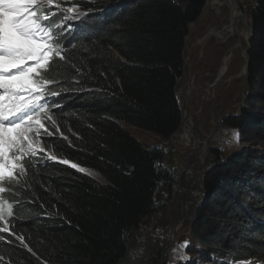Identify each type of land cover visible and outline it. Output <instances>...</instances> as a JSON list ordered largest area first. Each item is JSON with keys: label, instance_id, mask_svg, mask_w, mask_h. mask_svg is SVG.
Segmentation results:
<instances>
[{"label": "trees", "instance_id": "1", "mask_svg": "<svg viewBox=\"0 0 264 264\" xmlns=\"http://www.w3.org/2000/svg\"><path fill=\"white\" fill-rule=\"evenodd\" d=\"M45 1L42 22L51 6L72 13L46 25L56 50L38 75L51 98L32 132L43 151L19 156L17 147L0 161L15 168H6L13 185L0 189L12 205L0 264H122L159 187L173 183L163 151L124 126L161 139L179 129L184 38L205 1ZM255 2L246 103L224 121L246 148L226 157L211 148L202 181L209 194L189 230L193 252L168 256L149 241L139 264H264V0Z\"/></svg>", "mask_w": 264, "mask_h": 264}, {"label": "rangeland", "instance_id": "2", "mask_svg": "<svg viewBox=\"0 0 264 264\" xmlns=\"http://www.w3.org/2000/svg\"><path fill=\"white\" fill-rule=\"evenodd\" d=\"M204 1L208 4L206 11L202 9L203 12L197 20L187 25L188 34L182 49L183 70L177 79L176 91H174L177 103L183 110L180 128L168 139H161L150 132L124 126L142 145L163 151L161 165L171 171L173 183L159 187L155 195V209L141 222L135 245L129 248V253L122 264H139L146 247L149 250L147 246L149 241L154 240L164 247L168 256L171 255L172 249L175 253L178 247L182 248L179 255L186 251L187 246L190 249L189 252H193L195 246H192L189 239V230L194 221V211L196 212L203 196L202 178L204 171L208 168L211 148H217L223 157L234 152L236 147L237 150L246 148L237 131L227 127L221 118L227 116L226 112L233 106H237L242 98L246 99L245 96H241L242 91L246 89L243 75L239 78V74L243 71L240 65L242 66L248 57L251 34L249 33L246 37L243 31L239 33L236 24L235 28L239 36L234 34L232 38H228V31H235L232 23V29L222 24H213L215 26L212 27L209 24L206 25V21L212 17V12H220L223 6L220 5L221 2L226 0ZM237 3L247 10V19L241 17V22L251 25L250 10L255 5V0H238ZM230 5H236V3L231 2ZM14 11L18 10L10 3L0 0V41L4 40L3 43H5L0 47H3L6 52L14 48H31L23 36L17 34L9 24V14ZM231 21L236 23L232 17ZM210 32L213 33L209 37L207 33ZM199 37L202 38L198 39ZM200 40H202L201 43L205 40L204 43H207L202 47L205 55L201 60L203 53L197 48L200 46ZM232 51L234 55H231ZM1 58L4 60V56ZM3 60L0 59V65L4 63ZM226 60L228 64L224 66ZM235 79L237 81L243 79L241 85V81L239 82L237 89L233 85ZM26 106L27 103L24 102L22 109L23 114L26 115L23 121L35 115V110L33 108L27 110ZM187 120H190L192 130L189 129ZM1 133L4 138L5 133L0 131ZM21 134V137L26 136L28 140L24 128ZM184 210L183 216L186 214V219L182 220ZM8 211L7 205L0 204V231L4 230V218ZM188 263L196 262L190 260Z\"/></svg>", "mask_w": 264, "mask_h": 264}, {"label": "snow or ice", "instance_id": "3", "mask_svg": "<svg viewBox=\"0 0 264 264\" xmlns=\"http://www.w3.org/2000/svg\"><path fill=\"white\" fill-rule=\"evenodd\" d=\"M30 11V9H22L21 11H14L9 14V24L15 32L22 35L23 39L33 42L36 46L33 49L14 48L4 55V63L0 65V73H6V75L0 74V88L8 91L9 99L11 100H16L21 91L26 93L30 89L36 87L35 80L32 79L35 75V71H24L29 68V66L25 67V64L28 61H33V64H35L37 53L45 51L47 47L53 46L46 40L38 39L39 33H37V35H32L31 33L24 34L22 32L26 22L21 23V20L24 16H27ZM12 69H17L15 74L12 73ZM19 100L22 102L16 106V109H13L12 105L7 106V111L15 112V120L5 119L7 125L3 123L2 128H0V131L5 133L4 155L6 158H11L13 148L18 146L21 141V130L24 128V125L17 123V121L23 120L26 114L22 115L18 109L21 107L22 103L28 99L24 96H19ZM17 113L20 114L17 115ZM13 133H15V135H13ZM26 138L27 137L24 136V139Z\"/></svg>", "mask_w": 264, "mask_h": 264}, {"label": "bare ground", "instance_id": "4", "mask_svg": "<svg viewBox=\"0 0 264 264\" xmlns=\"http://www.w3.org/2000/svg\"><path fill=\"white\" fill-rule=\"evenodd\" d=\"M32 1H34V0H32ZM38 1V0H37ZM36 1V2H37ZM215 1V0H214ZM36 2H35V4H36ZM210 4V3H209ZM25 7H27L26 9H30L31 10V7H32V5H29V7L28 6H25ZM37 20H39V26H44V24H43V22L41 21V19H40V17H38V16H35L34 17V20H29V16H28V20H27V22L25 23V27H24V29H22L23 31L25 30V29H27L26 30V34H29V33H31L32 35H35V33H36V30H41L40 32H39V35H38V39H40V40H46V41H48L49 42V38H50V34H49V32H42L43 30H42V28H38V29H36L37 28ZM36 21V22H35ZM33 22H35V23H33ZM249 24V23H248ZM248 24H244L243 25V28H242V30L241 31H243V33H245V36L247 37L248 35H249V33L251 34V37H252V25H248ZM28 25H30V26H28ZM250 26V27H249ZM32 28H34V29H32ZM57 39H55V41H56ZM31 47H32V49L34 48V47H36L35 45H34V43L33 42H30V41H28L27 42ZM186 43V41H185V38H184V44ZM46 51V50H45ZM45 51H42V52H45ZM182 58H183V54H182ZM0 59L1 60H3L1 57H0ZM183 60V59H182ZM4 61V60H3ZM248 63H249V59L247 60V65L245 66V67H247L248 68ZM39 65V62H36V64L35 65H33V66H30V67H32V69H33V71H35V75L32 77V79H34L35 80V82L38 80V74L41 72V71H43L44 69H45V65L44 66H42V67H39L38 66ZM38 69V70H37ZM246 70V69H245ZM24 71H27V70H24ZM12 73L13 74H15L16 72H15V69H12ZM241 75H243V71H242V73H241ZM176 88V87H175ZM176 90V89H175ZM60 95L61 94H58V93H56V94H54L53 95V99H58L59 97H60ZM19 96H24V97H26L28 100L27 101H24V102H26L27 103V106H26V109L27 110H29V109H34L35 110V115H34V117L33 118H31V119H28V120H25V121H23V120H18L17 122L19 123V124H23L24 126V130H25V132H26V134H27V136H28V140H30L31 141V144L29 145V146H27V142H28V140L27 139H24L23 137H21V141H20V143L18 144V146H16V147H14V149L15 148H17V147H21L22 149H21V152L18 154L19 156H21V155H24L27 151H29V150H33V151H40V152H42L43 151V148H42V146L41 145H39V144H37L36 143V141L33 139V137H32V134H30V132H33V130L36 128V123L37 122H39V116H40V114H39V116H38V113H39V111H40V104H42V103H44V102H46L47 103V99L44 97V95L43 94H41V92H40V94H36V90H35V88H32V89H30L29 91H27L26 93L25 92H23V91H21V93H19ZM19 96L17 97V99L16 100H14V107L16 108V106L17 105H19V104H21V102L22 101H20L19 100ZM23 102V103H24ZM22 103V104H23ZM48 105V104H47ZM180 108V111H181V115L183 114L182 112H183V110H182V107H179ZM51 109V108H50ZM19 111H20V113L23 115V109H22V105H21V107L18 109ZM47 110V109H46ZM44 112V111H43ZM43 112H41V113H43ZM239 114V113H238ZM9 120H15V116H13V117H11ZM181 121H182V118H181ZM187 124H188V126H189V129L190 130H192L191 129V123H190V120H187ZM180 128V127H179ZM184 129V128H183ZM178 131V130H177ZM176 131V132H177ZM175 132V133H176ZM187 132V131H186ZM174 133V134H175ZM188 133H190V132H188ZM2 134L3 133H1L0 134V148H1V150H0V161L1 160H3V159H5L6 157H5V155H4V150H5V143H4V138H2ZM13 135H15V133H13ZM186 145V144H185ZM13 151V150H12ZM58 161V160H57ZM59 162V161H58ZM206 173H207V170H205L204 171V173H203V178H202V181H203V179H204V177L206 176ZM4 177H9L8 176V173H7V170H6V166L2 169V168H0V189H2V187H4V184L6 183V184H8V185H10V184H12L13 185V182H12V180L10 179V178H8L9 180H5V178ZM203 187V186H202ZM0 193H1V191H0ZM209 193H205V191H204V189H203V195L204 196H206V195H208ZM0 204H2V205H7L8 206V210H12V205L10 204V202H8L5 198H1V202H0ZM185 213V210L183 211V213H182V220H184V219H186V214H185V216H183V214Z\"/></svg>", "mask_w": 264, "mask_h": 264}, {"label": "flooded vegetation", "instance_id": "5", "mask_svg": "<svg viewBox=\"0 0 264 264\" xmlns=\"http://www.w3.org/2000/svg\"><path fill=\"white\" fill-rule=\"evenodd\" d=\"M223 1V0H222ZM231 2H233V3H236V5H230L231 4ZM238 2V0H231V1H227L226 0V2H221V4L220 5H223L221 8V11L220 12H212V17L211 18H209L207 21H206V25H211V27L212 26H215V25H213V24H222V25H226L228 28H231V23H232V28H235V26H236V24H237V26H238V29H239V33H241V30H242V28H243V25L244 24H247V22H244V21H242L241 22V20H240V18L241 17H243V18H246L247 19V10L245 9V8H243V6L239 3H237ZM207 6H208V4L206 3L205 4V2H204V5H203V8L202 9H204L205 11H206V9H207ZM228 6H230V7H228ZM233 8V9H232ZM202 10H201V13H200V15L202 14ZM232 12V13H231ZM199 15V16H200ZM231 17H232V19L236 22L235 24L231 21ZM238 17H239V19H238ZM238 20H240V21H238ZM231 28V29H232ZM235 31L234 32H230V30L228 31V33H227V37L228 38H232L233 37V35L234 34H237V37L239 36L238 35V33H237V29L235 28L234 29ZM212 33L213 32H210V33H207V34H209V37L212 35ZM187 34H188V31H187ZM208 37V38H209ZM200 38H202V37H199L198 39H200ZM201 41L202 40H200V42H199V44H200V46H197V48H199L200 50H201V52H202V47L203 46H206L207 45V43H201ZM184 47H186V46H184ZM248 50H249V47H248ZM203 53V55H202V57L200 58V60L204 57V55H205V52H202ZM231 55H234V52L232 51L231 52ZM247 60H248V57H247ZM247 60L245 61V63L241 66L240 65V67L241 68H243V79H244V84H245V91H242V97L243 96H245L246 97V99H247V92H248V76H247V67H245L246 65H247ZM228 64V60H226L225 62H224V66H226ZM246 69V70H245ZM223 71H224V69H223ZM239 74V73H238ZM241 74H239V78H241ZM220 77H222V75H220ZM242 79V80H243ZM242 80H240V81H237V79H235V82H234V86L236 87V89L238 88V86H239V82H240V85H241V83H242ZM235 93H236V91H235ZM227 97V96H226ZM222 98V97H221ZM246 99H243L242 101H240L238 104H237V106H233L232 108H230L226 113H227V116L225 115V116H223L222 118H221V120L222 121H226L227 119H230V118H232V117H234V116H238L240 113H241V111H242V109L244 108V106H245V103H246ZM236 109H237V111H236ZM239 113V114H238Z\"/></svg>", "mask_w": 264, "mask_h": 264}, {"label": "water", "instance_id": "6", "mask_svg": "<svg viewBox=\"0 0 264 264\" xmlns=\"http://www.w3.org/2000/svg\"><path fill=\"white\" fill-rule=\"evenodd\" d=\"M251 25H252V24H251ZM183 63H184V62H183ZM206 196H207V195H206ZM206 196H205V197H206ZM194 215H195V211H194Z\"/></svg>", "mask_w": 264, "mask_h": 264}]
</instances>
